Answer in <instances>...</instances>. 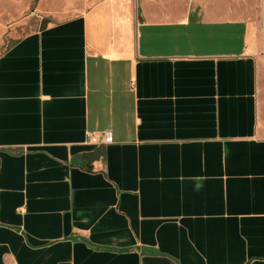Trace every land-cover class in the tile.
<instances>
[{"label": "crops", "instance_id": "obj_1", "mask_svg": "<svg viewBox=\"0 0 264 264\" xmlns=\"http://www.w3.org/2000/svg\"><path fill=\"white\" fill-rule=\"evenodd\" d=\"M195 1L0 0V264H264L256 57Z\"/></svg>", "mask_w": 264, "mask_h": 264}, {"label": "rangeland", "instance_id": "obj_2", "mask_svg": "<svg viewBox=\"0 0 264 264\" xmlns=\"http://www.w3.org/2000/svg\"><path fill=\"white\" fill-rule=\"evenodd\" d=\"M195 2L198 3L199 8L209 7L213 12L218 13L220 20L228 19L234 22L236 38L250 40L257 61L260 94L264 102V0H196ZM30 29L29 25L27 32Z\"/></svg>", "mask_w": 264, "mask_h": 264}, {"label": "built area", "instance_id": "obj_3", "mask_svg": "<svg viewBox=\"0 0 264 264\" xmlns=\"http://www.w3.org/2000/svg\"><path fill=\"white\" fill-rule=\"evenodd\" d=\"M105 141L106 142L112 141V135L110 132L105 133Z\"/></svg>", "mask_w": 264, "mask_h": 264}]
</instances>
